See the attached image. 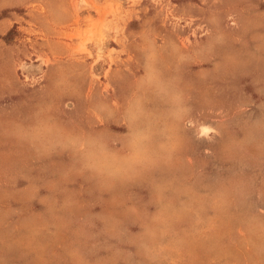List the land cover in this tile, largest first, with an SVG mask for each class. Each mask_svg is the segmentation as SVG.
<instances>
[{
    "label": "rangeland",
    "instance_id": "rangeland-1",
    "mask_svg": "<svg viewBox=\"0 0 264 264\" xmlns=\"http://www.w3.org/2000/svg\"><path fill=\"white\" fill-rule=\"evenodd\" d=\"M0 264H264V0H0Z\"/></svg>",
    "mask_w": 264,
    "mask_h": 264
},
{
    "label": "bare ground",
    "instance_id": "bare-ground-1",
    "mask_svg": "<svg viewBox=\"0 0 264 264\" xmlns=\"http://www.w3.org/2000/svg\"><path fill=\"white\" fill-rule=\"evenodd\" d=\"M210 128L206 125H202L199 129V133H201V135H207L210 132Z\"/></svg>",
    "mask_w": 264,
    "mask_h": 264
}]
</instances>
